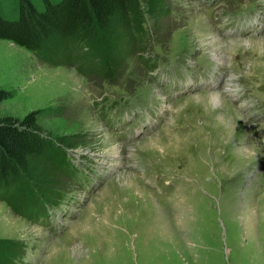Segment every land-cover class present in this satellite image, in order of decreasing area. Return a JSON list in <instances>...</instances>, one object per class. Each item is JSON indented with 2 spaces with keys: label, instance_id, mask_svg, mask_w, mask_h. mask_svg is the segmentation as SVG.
I'll return each mask as SVG.
<instances>
[{
  "label": "rangeland",
  "instance_id": "374dc122",
  "mask_svg": "<svg viewBox=\"0 0 264 264\" xmlns=\"http://www.w3.org/2000/svg\"><path fill=\"white\" fill-rule=\"evenodd\" d=\"M7 3L3 14L16 18L18 0ZM141 3L144 49L123 61L110 56L103 70L90 62L85 71L55 65L40 50L0 39V88L9 93L0 116L22 121L35 113L38 133L60 149L62 138L76 136L66 155L87 169L41 182L38 199L23 206L0 198V241L10 243L0 264H264V0ZM162 59L169 65L160 67ZM186 70L198 82L208 72L198 90ZM174 86L183 97L166 100ZM243 87L254 99L245 115L234 99ZM214 91L221 104L210 98ZM149 102L166 111L161 128L136 136L130 120L119 131L106 118L122 105L142 110ZM60 149L49 148L52 161ZM126 181L141 193L125 190ZM138 196L159 206H143ZM60 197L53 222L49 204Z\"/></svg>",
  "mask_w": 264,
  "mask_h": 264
},
{
  "label": "trees",
  "instance_id": "16d2710c",
  "mask_svg": "<svg viewBox=\"0 0 264 264\" xmlns=\"http://www.w3.org/2000/svg\"><path fill=\"white\" fill-rule=\"evenodd\" d=\"M7 1L0 0V39L40 50L41 56L55 65L74 64L85 71L84 63L90 62L92 69L103 70L110 56L123 61L143 50L149 37L144 26L147 12L141 0H18L19 13L14 19L2 12ZM147 8L151 12L152 6ZM113 30L122 36L117 39ZM95 57L98 60L93 63ZM8 96V91L0 88V102ZM37 128L35 113L22 121L0 116V198L12 206L37 200L41 182L51 183L58 173H68L70 160L65 149L79 144L76 136L62 138L60 149L56 139L41 136ZM49 148L60 149L62 156L55 160L57 164L50 159ZM19 183H23L24 192L19 190ZM9 245L0 241V252Z\"/></svg>",
  "mask_w": 264,
  "mask_h": 264
},
{
  "label": "bare ground",
  "instance_id": "6f19581e",
  "mask_svg": "<svg viewBox=\"0 0 264 264\" xmlns=\"http://www.w3.org/2000/svg\"><path fill=\"white\" fill-rule=\"evenodd\" d=\"M247 32H248V30H246ZM212 43V42H211ZM220 50V49H219ZM213 51V50H212ZM216 58H217V60H220L219 58H222L223 57V54H222V52H219V51H217L216 53ZM221 61V60H220ZM217 92H220V91H214L213 93H211V96H210V98L211 97H213L214 98V100H218V102H220V104L222 103V96H221V94L220 93H217ZM213 101V100H212ZM109 144V143H108ZM112 148V147H111ZM110 149V148H109ZM110 151V150H109ZM116 154H120V153H118V152H116ZM108 155V154H107ZM106 155V156H107ZM106 159H108L109 160V156L106 158ZM121 178V177H120ZM126 186V188H125V190H128L129 192H131L132 191V188H136V190L138 191V194H140L141 193V191L138 189V184L137 183H134L133 181L131 182V183H129L128 181H126V184H125ZM141 187V186H140ZM143 187V186H142ZM145 191V190H144ZM149 193V191L147 192V194ZM150 194V193H149ZM150 195H152V194H150ZM149 195V196H150ZM139 200L138 201H140L142 204H143V206L145 205V204H147L146 203V199L145 198H141L140 196H138L137 197ZM151 200V202L152 203H150L149 202V204H151V206H152V204H153V206L152 207H154L155 205H154V203L157 205V206H159V204H157L155 201H154V199H153V197H152V199H150ZM154 201V202H153ZM149 204H147L148 206H149ZM146 212H148V213H150V210L149 209H147L146 210ZM250 229V228H249ZM252 229V228H251Z\"/></svg>",
  "mask_w": 264,
  "mask_h": 264
}]
</instances>
